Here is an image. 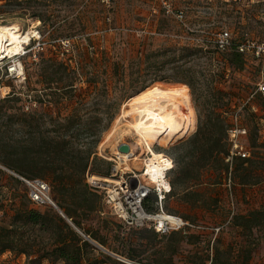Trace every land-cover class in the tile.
<instances>
[{
	"label": "rangeland",
	"instance_id": "374dc122",
	"mask_svg": "<svg viewBox=\"0 0 264 264\" xmlns=\"http://www.w3.org/2000/svg\"><path fill=\"white\" fill-rule=\"evenodd\" d=\"M177 4L185 2L178 0ZM186 6L189 27L159 12L154 0H116L109 8L100 0H18L16 5L8 4L16 12L2 15L0 24H16L22 32L33 29L39 33L18 55L0 59V98L12 97L0 101V155L17 169L0 163V222L17 223L16 233L27 250L49 248L52 237L39 226H22L21 213L30 209L47 211L53 229L60 213L50 202H33L30 186L22 178L47 182L48 196L58 207L63 206L59 207L63 213L66 196L72 202L80 199V192H90L89 198L97 210L83 219V226L100 228V234L106 233L111 246L115 245L117 226L134 240L144 231L124 227L105 204L103 190L91 182L111 175L113 162L101 156L99 149L124 104L142 85L159 83L165 88L186 86L195 122L190 132L168 145L156 143L154 150L173 156L188 153L187 140L198 128V113L208 114L216 108L224 111L225 128L239 112V123L247 129L242 141L250 150L253 164L246 176L234 171L229 181L223 169L227 160H214L213 166L200 169L204 159L187 157V161H197L194 171L200 170L207 183L198 191L193 189L190 203L172 199L166 207L206 226V231L196 233L206 239L205 243L196 239L186 242L181 236L152 242L143 237V242L158 247L172 239L178 241L179 252L163 257L172 264H183L190 256L202 254L204 246L211 248L213 244L227 250L221 257L223 264H258L246 263L245 249L253 251L259 247L264 240V225L249 232L233 226L231 220L236 213L264 209V95L257 91L264 80V56L245 54L244 66L235 69L228 60L231 51L218 54L209 40L221 28L228 29L236 41L264 40V0L243 9L200 0ZM28 10L35 15L30 17ZM114 62L119 64V77L113 73ZM13 64H21L23 74L10 72L8 67ZM66 83L74 84L73 88L66 89ZM261 126L263 130L258 131ZM122 130H127V126L123 125ZM124 133L107 143L105 156L114 157L112 151L121 143L137 141L136 135ZM176 145L178 149L173 147ZM89 150L93 152L90 167L84 173L75 172L78 185L66 190V165L76 162L80 170ZM147 156L141 155L132 168L140 169ZM239 163V159H234L233 168ZM88 170L93 174L87 175ZM170 175L177 176L173 172ZM244 181L250 184L242 186ZM56 184L59 190L54 188ZM104 219L111 222L108 232L103 229ZM37 257V253L27 256L17 249L6 250L0 253V264H51L45 259L35 260ZM145 257L153 259V249ZM54 264L64 263L58 260Z\"/></svg>",
	"mask_w": 264,
	"mask_h": 264
},
{
	"label": "trees",
	"instance_id": "16d2710c",
	"mask_svg": "<svg viewBox=\"0 0 264 264\" xmlns=\"http://www.w3.org/2000/svg\"><path fill=\"white\" fill-rule=\"evenodd\" d=\"M18 0H0V17L2 15L12 14L16 12L8 7V4L16 5ZM30 17H33L35 12H31L28 10L27 12ZM26 13V14H27ZM39 20L42 21L43 18L41 16ZM55 46V45H53ZM215 49V48H214ZM215 51L220 52L217 49ZM229 51V50H228ZM231 57L228 59L235 67V69H241L244 66V55L231 49ZM64 53V52H63ZM56 61V59H55ZM59 65H64L61 62H56ZM66 71L69 70V64H66ZM119 64L118 62H114L113 73L116 77H119ZM214 82H220L219 80H214ZM189 86L192 87V84L187 82ZM72 83H66V89L73 88ZM149 87L146 85H142L141 89L137 90L134 94L141 92L145 88ZM264 95V94H263ZM130 96V97H131ZM12 97L9 95L4 98H0V101L6 102L9 101ZM211 110V111H210ZM208 114L201 115L198 113L199 124L197 130L193 133V135L187 140V143L190 145V150L188 153L182 156H173L174 167L169 173V179L171 184V192L173 190L177 191L183 197L189 196L191 193H195L193 188L199 184L207 183L204 178V174L199 170L197 172L194 171V165L196 162L193 160L187 161V157L192 159L198 158V161L205 162L200 165V169H204L207 166L211 165L212 161H217L218 159L227 160L230 156V148L228 142V128L231 125V121L228 123L227 128H225L223 121L224 111L218 110L216 108L210 109ZM232 119V118H231ZM262 126L258 128V131H261ZM178 149V145L173 146ZM93 152L91 150L85 152V157L83 158V164L81 169L78 170V165L76 162L73 164L66 165V190L75 189L76 185H78V180H76L75 172L84 173L90 167V159ZM74 159V158H73ZM234 159H239L240 163L236 168H233ZM0 163L14 169L17 171L13 164L9 163L7 159L3 158L0 155ZM67 164V163H66ZM246 164V166H243ZM253 161L251 158H240L233 157L232 161H227L226 164H223V169L227 172L228 180L232 179V174L235 171L237 175L246 176L249 173V169L252 167ZM1 171V170H0ZM19 172V171H18ZM177 174L174 178H171V173ZM90 170L87 171V175H89ZM241 173V174H240ZM93 174V173H92ZM53 175V174H52ZM44 176V174H42ZM190 176H194L193 179H189ZM189 181H191L189 183ZM214 184V183H213ZM235 184V182H234ZM248 182H241L242 186H247ZM255 184V183H254ZM59 185L56 184L54 188L59 190ZM90 188H92L90 186ZM169 193V194H170ZM167 196V199L169 197ZM80 199L74 200L70 202L66 196V210H64L65 216L71 220V222L75 225L73 227L66 218L61 215H57V223H55V228H51L49 226V219L47 217V211H40L38 209H30L22 214V222L21 225H36L39 226L40 230L44 233H47L50 237H52V242L49 248L45 250H35L33 252L27 250L25 248V242L21 239L15 230L16 222L13 220L1 221L0 222V253H3L6 250H19L20 253H24L27 256H31L34 253L38 254V257L35 260H47L51 264H54L56 261L61 260L64 264H172V262L168 263L169 260L164 259V255L166 253L177 254L179 252L178 241L171 240L166 244L155 247L156 244H147L143 242V237H149L150 242L154 241V239L160 238L164 240V238H172L175 236H181L184 238L186 242L193 241V239L201 242L203 236L201 234H196L199 232H204L208 229L206 226L201 225L199 223L192 222L188 218L183 217L186 221L193 224L194 227L186 226L185 228L177 231H171L166 234L158 233L154 230L153 227L146 226L144 231L140 233L137 239H133L131 235L125 236L124 232L121 231L120 226H117L116 231L117 234H114L115 245L111 246L108 243V237L105 234H100L99 229L91 230L90 228H84L83 219L87 218L90 213H93L97 210L96 205L89 198L90 192H80ZM91 195H93L91 193ZM195 195H198L197 193ZM183 197V198H184ZM167 199L165 201V208L167 210ZM59 204V203H58ZM59 207L63 209V206L59 204ZM169 213L177 214L173 211L167 210ZM181 216V215H180ZM115 217V216H114ZM116 218V217H115ZM233 226L240 228L241 230H248L249 232L253 229H257L258 227L264 225V209H254L249 211L248 213H236L232 217L231 220ZM108 220H103V229L108 232L109 229ZM124 227H126L123 224ZM134 228V227H127ZM20 238V239H19ZM218 240L216 239V242ZM102 247L103 250L107 251L109 254L103 252L98 249V247ZM154 245V246H153ZM155 247V248H154ZM153 249V254L155 257L150 259L145 257V253L149 250ZM248 254L245 258V261H248L251 249H245ZM227 252L225 249L218 247L213 244L210 248V245L207 247L204 246V252L195 254L196 256H190L183 264H223L222 256L223 253ZM160 255V257H159ZM117 257L114 258V257ZM122 257L124 259H122ZM235 258V257H234ZM127 261V262H125Z\"/></svg>",
	"mask_w": 264,
	"mask_h": 264
},
{
	"label": "built area",
	"instance_id": "2783aa9c",
	"mask_svg": "<svg viewBox=\"0 0 264 264\" xmlns=\"http://www.w3.org/2000/svg\"><path fill=\"white\" fill-rule=\"evenodd\" d=\"M100 1L109 8L116 0ZM181 1L185 2V5H178V0H154L159 12L175 19L181 26L189 27L185 17L188 8L186 4L195 0ZM200 1L208 3L218 1L232 8L243 9L251 3L260 0ZM209 41L220 52L233 49L243 55L249 54L254 58L264 56V40L258 41L252 38H244L236 41L233 39L232 33L226 28H221L218 32H214ZM8 70L10 72H19V70H22V66L21 64H13L8 67ZM257 91L264 94V80L258 84ZM238 114L239 112H236L232 116L231 125L227 131L230 148V156L227 161L229 162L232 161L233 157L251 158L250 150L242 141L247 134V129L239 123ZM164 157L170 160L171 166L163 165L162 173L157 175L155 179L148 172L149 165L145 161L140 169L125 168L120 165L122 161L120 157L115 156L113 160H110L113 162L111 175L109 176L110 182H106L105 178L102 181L94 180L93 183L91 182L92 186L103 190L105 204L109 207L111 213L126 227L142 228L150 226L161 234L181 230L186 226L194 227L182 216L169 213L165 208V201L171 192L169 173L174 167V161L169 154H165ZM22 180L30 186V197L33 202L38 204L54 203L48 196L50 187L47 182L42 179L28 180L22 178Z\"/></svg>",
	"mask_w": 264,
	"mask_h": 264
},
{
	"label": "bare ground",
	"instance_id": "6f19581e",
	"mask_svg": "<svg viewBox=\"0 0 264 264\" xmlns=\"http://www.w3.org/2000/svg\"><path fill=\"white\" fill-rule=\"evenodd\" d=\"M38 34L33 29L22 32L16 24H0V59L18 55L24 50V45ZM19 71L23 74V70ZM157 84H151L128 99L99 149V154L109 160L120 157V165L125 168H132V164L147 153L148 158L144 161L154 179L162 173L163 165L171 166V162L164 157L165 153L154 150L153 146L156 143L170 144L190 132L195 122L186 86L165 88ZM123 125L127 130H122ZM124 131L137 136V141L126 142L130 146L129 152H121L116 147L112 151L114 157L105 156L107 143ZM105 181L110 182V177L107 176Z\"/></svg>",
	"mask_w": 264,
	"mask_h": 264
},
{
	"label": "crops",
	"instance_id": "0c3cea01",
	"mask_svg": "<svg viewBox=\"0 0 264 264\" xmlns=\"http://www.w3.org/2000/svg\"><path fill=\"white\" fill-rule=\"evenodd\" d=\"M204 184H206V183H202V184H199V185H197L196 187H194L193 189H195V191H198L197 189L199 188V187H201L202 185H204ZM223 185H227V184H223ZM184 197V196H183ZM182 196H181V194L180 193H178L176 190L174 191L173 190V192L172 193H170L169 194V197H168V199H167V203L170 201V200H172V199H181L182 201H184L186 204L187 203H190L191 201H190V199H189V196H185L184 198H183ZM173 212H175V211H173ZM176 213V212H175ZM178 215H180V214H178ZM250 261V263H252V262H257L258 264H264V240L262 241V242H260V245H259V247L258 248H256V249H254L251 253H250V256H249V258H248V261H246V263H248Z\"/></svg>",
	"mask_w": 264,
	"mask_h": 264
},
{
	"label": "water",
	"instance_id": "95a60500",
	"mask_svg": "<svg viewBox=\"0 0 264 264\" xmlns=\"http://www.w3.org/2000/svg\"><path fill=\"white\" fill-rule=\"evenodd\" d=\"M118 150L119 151H121V152H129V150H130V146H129V144H127V143H121V144H119V146H118ZM53 206L56 208V209H58V211H59V213H60V215L62 216V217H64V218H66V220L73 226V227H75V225L71 222V220L70 219H68L66 216H65V214L60 210V208L55 204V203H53ZM76 228V227H75ZM77 229V228H76ZM78 230V229H77ZM79 231V230H78ZM102 248V247H101ZM104 249V248H103Z\"/></svg>",
	"mask_w": 264,
	"mask_h": 264
}]
</instances>
